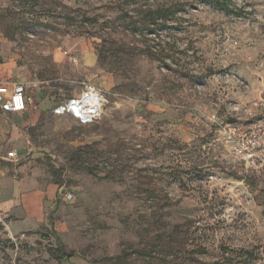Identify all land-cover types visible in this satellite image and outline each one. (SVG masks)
<instances>
[{
  "label": "rangeland",
  "instance_id": "374dc122",
  "mask_svg": "<svg viewBox=\"0 0 264 264\" xmlns=\"http://www.w3.org/2000/svg\"><path fill=\"white\" fill-rule=\"evenodd\" d=\"M219 1L0 0V77L45 107L11 165L62 190L39 229L0 223V264H264V169L225 134L264 118V0ZM86 85L96 123L52 114Z\"/></svg>",
  "mask_w": 264,
  "mask_h": 264
},
{
  "label": "crops",
  "instance_id": "0c3cea01",
  "mask_svg": "<svg viewBox=\"0 0 264 264\" xmlns=\"http://www.w3.org/2000/svg\"><path fill=\"white\" fill-rule=\"evenodd\" d=\"M1 83L13 82L4 75L0 77ZM44 110L43 104H39L29 105L20 113L0 111V223L12 233L32 232L43 226L47 211L62 194L56 185L41 187L36 181L21 178L11 165L27 154L23 131L36 124ZM10 152L16 153L15 159L7 158Z\"/></svg>",
  "mask_w": 264,
  "mask_h": 264
},
{
  "label": "built area",
  "instance_id": "2783aa9c",
  "mask_svg": "<svg viewBox=\"0 0 264 264\" xmlns=\"http://www.w3.org/2000/svg\"><path fill=\"white\" fill-rule=\"evenodd\" d=\"M103 95L95 87L86 85L79 95L59 102L53 109L54 116H66L79 125L96 123L102 114ZM32 100L26 89L18 83L0 84V111L20 113L26 111ZM251 115V113H249ZM225 134L231 146V156L244 170L260 171L264 169V118H259L247 127L229 125ZM16 153L7 154L8 159H15ZM65 201L72 199L71 194L63 195ZM21 234L20 238H24Z\"/></svg>",
  "mask_w": 264,
  "mask_h": 264
},
{
  "label": "trees",
  "instance_id": "16d2710c",
  "mask_svg": "<svg viewBox=\"0 0 264 264\" xmlns=\"http://www.w3.org/2000/svg\"><path fill=\"white\" fill-rule=\"evenodd\" d=\"M210 2L222 10H225V11L227 10L225 2L221 3L219 0H210ZM165 12H166V10H165ZM165 15L166 14H164L163 9H161V10L156 9L154 18L151 16L153 18L152 19L153 22H149L147 20H145V21L141 20L143 22V24H140L139 26H137V22L130 21L128 28L132 32H136L137 30H140L142 32H144V31L149 32L150 26L155 24L156 22H158V20H164V18L166 17ZM82 168L87 170L97 180L106 181V180H109L111 178L110 174H107L104 177H99L97 175V173L91 167L84 165V166H82ZM48 254L52 259L57 260L58 262H60L61 260L69 259L72 257V254L66 253L65 249L61 245L57 248L49 249Z\"/></svg>",
  "mask_w": 264,
  "mask_h": 264
}]
</instances>
